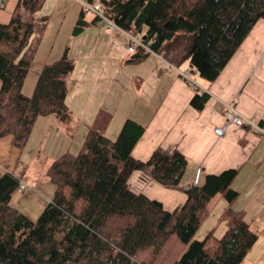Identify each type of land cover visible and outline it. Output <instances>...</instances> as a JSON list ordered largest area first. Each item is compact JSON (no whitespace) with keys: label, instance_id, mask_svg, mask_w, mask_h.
<instances>
[{"label":"trees","instance_id":"obj_1","mask_svg":"<svg viewBox=\"0 0 264 264\" xmlns=\"http://www.w3.org/2000/svg\"><path fill=\"white\" fill-rule=\"evenodd\" d=\"M89 1L102 3L122 29L142 34L155 52L178 67L188 63L208 82L218 78L264 19V0ZM45 2L15 0L9 19L0 21V139L11 136L20 148L39 117L72 118L66 97L75 61L68 49L42 67L32 95L23 91L50 22V15L41 13ZM91 23L98 18L88 20L81 10L74 34ZM132 54L136 61L151 53L139 48ZM196 92L191 104L202 109L209 94ZM144 131L131 118L115 139L90 128L77 154L66 152L49 165L54 196L37 221L12 205L21 177L1 176L0 264H241L259 235L232 207L239 196L232 187L239 170L203 172L198 184L187 185L182 180L189 161L180 151L159 147L147 161L133 157ZM140 169L167 189L187 192V201L169 211L133 192L127 182ZM218 196L227 202L220 218L227 222L224 235L216 239L212 229L204 239L195 238Z\"/></svg>","mask_w":264,"mask_h":264},{"label":"crops","instance_id":"obj_2","mask_svg":"<svg viewBox=\"0 0 264 264\" xmlns=\"http://www.w3.org/2000/svg\"><path fill=\"white\" fill-rule=\"evenodd\" d=\"M49 2L46 0L42 13L51 16ZM80 12L74 18V27ZM86 15L88 20L93 18ZM74 27L70 38H78L80 51L87 50L88 54V49L91 53L100 50L105 54L97 58L84 54L82 57L87 63L79 66L78 56L73 51L75 54L71 57L75 67L68 79L66 97L71 121L62 122L54 115L39 117L24 148L15 146L11 136L0 139V178L7 172H14L33 188L26 193L16 190L12 205L21 213L34 215L28 213L29 208L33 211L54 196L55 186L46 173L55 158L62 153H74V146L80 145V149L90 128L115 139L125 120L131 118L145 127L133 148V157L147 161L159 147L169 152L180 151L189 161L182 180L187 185L192 182L197 166L203 167L204 175L219 174L233 167L239 170L232 183L239 196L232 207L244 214L251 229L259 235L253 245L261 242L259 246L263 251L264 134L254 132L247 125L230 124L220 137L215 128L225 124L228 103H235L241 115L264 126V19L255 24L216 80L208 82L198 76L199 85L209 94L202 109L191 104L196 89L190 87L177 70L165 68L157 56L151 53L141 60H131L133 54L126 50L124 34L91 23L75 35ZM65 47L69 48V42L64 52ZM62 56L55 54L41 67L33 65L35 71L39 75L45 64ZM188 65L185 63V67ZM101 82L104 85L99 88ZM84 92L90 93V97L85 98ZM127 183L133 192L160 201L169 211L182 206L188 199L187 192L167 189L141 169L134 171ZM35 188L45 195H42L45 201L31 195Z\"/></svg>","mask_w":264,"mask_h":264},{"label":"rangeland","instance_id":"obj_3","mask_svg":"<svg viewBox=\"0 0 264 264\" xmlns=\"http://www.w3.org/2000/svg\"><path fill=\"white\" fill-rule=\"evenodd\" d=\"M15 0H7L6 2V6L0 9V21H7L9 19V16L11 14V11L13 9ZM50 4V9L51 11V16H50V25L48 28V31L46 32L45 36L43 37L42 41L40 42L39 46H38V54H37V58L34 60V64H32L30 67L31 69L29 70V73L26 77L25 80H27V82L25 83V89L24 92H26L29 96L30 94L32 95L33 89L37 83L38 80V74L35 71L36 69H34L35 64H40V67L43 65V62H45L47 59L53 58V56H55V54H59V55H64V46L68 45L69 42V48H68V53L70 54V56H73L75 53L78 56L76 61L78 63L79 66H82L83 64L87 63V60H84L82 56H84V54H87V50H81L79 49L80 46V42L79 44H77L78 38H76L75 40L71 39L70 37L72 36L71 32H72V28L74 27V18L76 16V14H78L81 10H83L82 4L80 0H50L49 2ZM42 13V12H41ZM62 22V23H61ZM62 24V25H60ZM85 41V39H84ZM71 47V48H70ZM90 53H88L87 55H93L97 57H102L103 54H105V51H100L99 52L96 50H94L91 53V49H88ZM65 51H66V47H65ZM75 53H74V52ZM85 52V53H84ZM34 65V66H33ZM33 66V67H32ZM39 67V68H40ZM180 68L182 70L186 69L187 67H185V64H182L180 66ZM97 74L98 72H96L95 74V79L97 80ZM199 75L197 74H193L192 73V77L198 82L197 79H200L198 77ZM202 80H204L203 78H201ZM206 81V80H205ZM199 83V82H198ZM190 84V83H189ZM103 82H101L100 87L102 88L103 86ZM69 87V84H68ZM191 87V84H190ZM90 91V90H89ZM90 93H93V90L90 91ZM90 93L87 94V92H84V96L85 98H89L90 97ZM96 94L94 91V97L96 98ZM112 137V136H111ZM80 147V145H79ZM79 147L78 146H74V153L73 154H77V152H79ZM64 154V153H62ZM60 154L59 157L62 155ZM31 158V157H29ZM56 159V158H55ZM158 183V182H157ZM31 186V185H30ZM32 187V186H31ZM33 189V188H31ZM31 195H36L37 197H42L43 201L44 198L43 196H45L44 194H42L40 191H38L36 188L34 190H32V194ZM43 195V196H42ZM28 199V198H25ZM47 205V203L41 204L38 207H35L32 211V209H28V213H34V215H29L27 214L30 218H32L34 221H37L41 212L44 210L45 206ZM226 205V201L224 199V197L222 196H218L216 197L211 206H214V208H212L213 210L211 211V213L209 214V217H207V219L205 220V222L203 223V225L201 226V228L197 231L196 233V237L197 239H204L210 230L214 229V233H213V237L216 239L221 238L227 228V222L226 221H221L220 218L224 212L225 207L223 208V206ZM25 214V213H24ZM261 243V242H260ZM256 244L258 246H253L250 251L248 252L247 256L244 258L243 262L241 264H264V250L262 251V246H259L261 244Z\"/></svg>","mask_w":264,"mask_h":264},{"label":"built area","instance_id":"obj_4","mask_svg":"<svg viewBox=\"0 0 264 264\" xmlns=\"http://www.w3.org/2000/svg\"><path fill=\"white\" fill-rule=\"evenodd\" d=\"M6 0H0V8H2L5 5ZM83 11L86 14H89L93 17L98 18L99 25L105 29L109 30L113 33H116L118 31H122L125 34L126 37V46L130 53H135L139 48L144 49L155 56H157L164 64L165 68H171L177 70L183 78H185L190 84L191 87L194 89H202L199 83L192 77L193 70L189 68V66L182 70L180 67L176 66L175 64L168 61L166 58H164L162 55L155 52L150 47V42H146L142 34H134L133 30H125L122 29L118 24H116L112 19H110L106 15V8L105 6L100 3L99 1L91 2L89 0H81ZM194 73H198V70L195 69ZM203 90L202 92H204ZM225 124L217 126L215 128V132L218 136L222 137L225 133L226 128L228 125H237V126H243L247 125L251 127V129L254 132L264 134V126L259 125V123L253 119L246 118L243 115H241L238 110L235 103H228L226 104V110H225ZM203 174V167L197 166L193 183L196 185L201 180V176ZM31 189V186L23 179L20 178L18 190H20L22 193H26L28 190Z\"/></svg>","mask_w":264,"mask_h":264}]
</instances>
